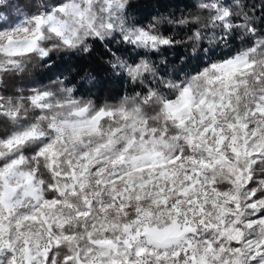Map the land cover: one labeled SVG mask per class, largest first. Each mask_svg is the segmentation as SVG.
Instances as JSON below:
<instances>
[{
  "label": "clouds",
  "instance_id": "obj_1",
  "mask_svg": "<svg viewBox=\"0 0 264 264\" xmlns=\"http://www.w3.org/2000/svg\"><path fill=\"white\" fill-rule=\"evenodd\" d=\"M0 264H264V0H0Z\"/></svg>",
  "mask_w": 264,
  "mask_h": 264
}]
</instances>
